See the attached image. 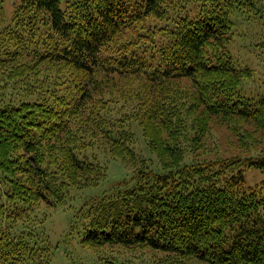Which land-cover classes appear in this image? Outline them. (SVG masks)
Wrapping results in <instances>:
<instances>
[{"label": "trees", "instance_id": "16d2710c", "mask_svg": "<svg viewBox=\"0 0 264 264\" xmlns=\"http://www.w3.org/2000/svg\"><path fill=\"white\" fill-rule=\"evenodd\" d=\"M261 3L17 0L8 17L0 0V85H16L0 91V264L50 262L43 222L105 179L99 151L130 177L76 210L85 247L179 257L162 264H264V150L222 160L186 147L210 117L264 133V84L245 88L252 70L231 53L238 19L260 22L264 51ZM133 123L155 162L133 150ZM245 167L261 184L245 185ZM116 258L101 264H133Z\"/></svg>", "mask_w": 264, "mask_h": 264}, {"label": "rangeland", "instance_id": "374dc122", "mask_svg": "<svg viewBox=\"0 0 264 264\" xmlns=\"http://www.w3.org/2000/svg\"><path fill=\"white\" fill-rule=\"evenodd\" d=\"M261 1V5L264 7V0ZM16 2L17 0H6L5 12L8 17L13 15ZM236 24V35L231 43V53L238 63L248 66L252 70L253 81L251 83H245L244 85L245 88L249 90L250 88H256L258 80H261V83L264 84V51L260 52V41H258L263 34L261 33L260 22L246 24L241 23V20L238 19ZM56 66L48 67L55 68ZM49 70L51 71L52 69L50 68ZM58 70H60L61 73L59 74H61L63 78L68 79L71 77V74H69L70 70H67V66H60ZM47 75L51 77L50 79H54L53 77L56 76L51 72L47 73ZM47 75L45 72H40L38 76H45V78L48 79ZM63 84H70V82L62 83L60 86H63ZM185 84L188 85V83ZM15 87L16 85L14 83L10 84L7 82L0 85V91L8 92L9 89L11 90ZM189 91H191V88H188V92ZM123 94L124 93H122L123 97L128 96L126 93ZM111 97H113V99H119L120 96L116 93L111 95ZM124 100H126V98H124ZM120 102V100H115L113 106L124 110L125 108ZM130 102L133 101L130 100ZM237 122L240 124L239 126L243 124L240 119H234L226 123L217 118L210 117L202 142L195 145L189 144L186 146L188 151L190 150L191 154L194 155V158L198 159L235 160L242 157H256L255 155L259 154L261 150H264V133L251 134L249 132L245 134V136L238 135V132L232 133V130L229 127H234ZM248 126L252 127L251 124ZM240 129L242 128H239L238 130ZM132 130L135 135L132 143L133 150L141 157L145 159H153L155 162V158L147 148L146 142L141 135V130L135 125V123L132 124ZM93 153L96 156H99L102 163H105L107 175L98 186L85 189L80 193L77 192L72 194L71 197L73 200L70 202V206L65 208L58 207L47 213L41 231L45 240L47 242L49 241L51 245L50 252L52 255L48 264H101L110 258L117 261V254L121 258L133 257L131 258L133 264H162L176 260L178 261L179 257L177 256L166 257L159 252L145 248L133 249L129 252H125L120 250L118 246H105L97 249L90 246L85 247L81 243V222L78 218H75L74 214L78 213L76 210L83 205V201L95 199L96 197L101 196L104 192L111 191L117 184L128 180L131 170L128 166H125L118 160L103 159V154L100 151L98 153ZM243 174L246 186L255 187L263 181V175L259 170L245 167ZM97 253L100 255L98 256ZM184 262L185 264H204L193 258L185 261L180 260V262L177 263L184 264Z\"/></svg>", "mask_w": 264, "mask_h": 264}]
</instances>
